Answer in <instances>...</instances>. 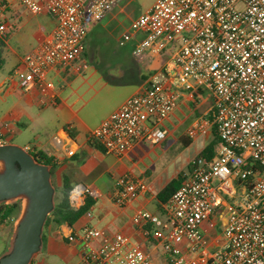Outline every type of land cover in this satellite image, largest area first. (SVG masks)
Returning a JSON list of instances; mask_svg holds the SVG:
<instances>
[{
	"label": "built area",
	"instance_id": "built-area-1",
	"mask_svg": "<svg viewBox=\"0 0 264 264\" xmlns=\"http://www.w3.org/2000/svg\"><path fill=\"white\" fill-rule=\"evenodd\" d=\"M8 1L0 0L1 39L8 31L3 18ZM15 1L33 11L45 7L56 19L51 35L23 57L28 77L22 85L25 91L36 88L41 104H56L50 69L73 66L80 72L86 17L102 21L125 0H47L44 5ZM133 41L135 57L170 50L172 66L154 74L145 89L90 131L89 140L118 157L137 142L160 143L167 135L162 123L175 110L181 89H208L213 94L209 127L221 138L216 156L197 160L163 204L162 216L139 211L133 222L153 225L169 264H264V0H154L132 21L119 44ZM209 127L201 123L189 135H205ZM149 190L142 179L126 174L116 178L113 198L124 205ZM71 192L78 203L95 196L83 185ZM221 206L228 220L220 245L209 249L202 226ZM86 213L91 215L90 210ZM104 235L92 226L80 230L84 264H154L122 233L94 248L92 241Z\"/></svg>",
	"mask_w": 264,
	"mask_h": 264
},
{
	"label": "crops",
	"instance_id": "crops-1",
	"mask_svg": "<svg viewBox=\"0 0 264 264\" xmlns=\"http://www.w3.org/2000/svg\"><path fill=\"white\" fill-rule=\"evenodd\" d=\"M37 1L44 5L47 0ZM125 2L102 21L86 17L88 32L89 26L94 24L103 35L112 36L110 27L123 13ZM3 18L8 31L3 39L0 38V105L7 108L0 114V144L13 142L15 137L20 138L24 127L44 131L47 134L45 148L37 149L35 146L29 150H43L54 159L57 165L53 175L54 185L62 188L67 179L73 188L83 185L95 193L94 204L89 209L90 216L85 212L73 224H59L53 218L47 222L43 233L44 247L36 264H84L86 248L77 235L85 226L102 229L105 233L103 238L92 241L94 248L114 234L122 233L129 237L131 243L141 246L154 264H169V257L153 234V225H137L133 217L139 211L162 216L164 203L160 205L157 194L180 174L188 175L190 163L212 140L215 129L209 124L213 120V94V102L208 108L198 109L196 104L193 105L192 116L187 123H183V116L178 113L182 105L191 97H199L204 89L196 92L181 89L175 110L162 123L167 130L163 141L158 144L137 142L121 157L107 154L101 145L89 140L90 131L129 97L145 89L154 74L172 66L170 50L159 55L135 57L132 51L136 41L129 42L131 47L125 54L123 66L113 71L112 78L98 68L87 65L86 51L82 64L89 71L88 74L80 75L73 66L50 69L48 78L55 84L57 103L41 104L36 88L30 91L22 88L28 77L23 57L51 35L56 19L45 7L33 11L15 0L8 1ZM201 123L210 128L209 132L191 137L189 130ZM181 125L185 126L182 130ZM16 143L24 145L22 142ZM126 174L142 179L150 190L119 205L113 198L115 181ZM69 200L75 209L83 204V201L78 203L72 192ZM15 219L0 222V242L4 250L8 246ZM227 220V209L221 206L204 222L202 230L209 249L220 245Z\"/></svg>",
	"mask_w": 264,
	"mask_h": 264
},
{
	"label": "water",
	"instance_id": "water-1",
	"mask_svg": "<svg viewBox=\"0 0 264 264\" xmlns=\"http://www.w3.org/2000/svg\"><path fill=\"white\" fill-rule=\"evenodd\" d=\"M52 165L39 161L27 148L0 144V205L20 203L0 264H32L44 247V228L55 208Z\"/></svg>",
	"mask_w": 264,
	"mask_h": 264
},
{
	"label": "rangeland",
	"instance_id": "rangeland-1",
	"mask_svg": "<svg viewBox=\"0 0 264 264\" xmlns=\"http://www.w3.org/2000/svg\"><path fill=\"white\" fill-rule=\"evenodd\" d=\"M154 2V0H126L124 3L125 8L123 13L119 16L118 21L110 27L112 36L103 35L100 28H96L94 24L89 26V32L87 36V45L83 57H86L87 51V65L98 68L101 72L106 73L109 77H114L113 71H118L123 66L126 53L130 51L131 44L127 43L125 46L119 45V40L122 34L130 28L132 20L137 18L140 14L145 12ZM89 71L85 69V65L80 72V75H87ZM213 102L212 93L208 89H204V92L199 97H191L182 105L179 110V115L183 116V123H187L189 118L193 114V105L196 104L198 109L208 108ZM7 107L0 105V114ZM185 126L181 125L180 130ZM23 130V129H22ZM47 134L44 131L33 130L32 128H25L20 138L15 137L13 142H22L21 145L25 148L31 149H44L46 144ZM19 144V143H17ZM20 145V144H19ZM3 243L0 242V255L3 249ZM4 250V249H3ZM40 254V253H39ZM34 258L33 264H36L38 255Z\"/></svg>",
	"mask_w": 264,
	"mask_h": 264
},
{
	"label": "trees",
	"instance_id": "trees-1",
	"mask_svg": "<svg viewBox=\"0 0 264 264\" xmlns=\"http://www.w3.org/2000/svg\"><path fill=\"white\" fill-rule=\"evenodd\" d=\"M221 146V138L218 136L216 130H214L212 140L204 147V149L193 159V161L189 165L190 171L193 169L195 163L198 159H206L208 161L212 160ZM39 161L49 163L52 165L53 175L57 168V165L54 159L49 156L45 151L38 150L32 152ZM186 173L180 174L177 178L173 179L169 182L162 190L157 194L158 201L160 205L165 203L171 195L180 187L182 181L186 177ZM72 186L68 183L67 179H65L64 185L62 188H57L55 193V208L50 213L47 222L53 218L57 223L61 224L63 222H67L69 224H73L77 219H79L85 212H87L91 206L94 204V198L91 196H86L83 199V204L75 209L70 205V192L72 190ZM20 211V203L13 202L9 204L0 205V222L11 221L14 220ZM45 224V225H46Z\"/></svg>",
	"mask_w": 264,
	"mask_h": 264
}]
</instances>
